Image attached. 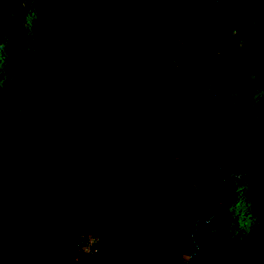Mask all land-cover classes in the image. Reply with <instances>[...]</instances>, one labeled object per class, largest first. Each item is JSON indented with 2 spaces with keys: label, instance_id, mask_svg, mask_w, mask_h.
<instances>
[{
  "label": "trees",
  "instance_id": "obj_1",
  "mask_svg": "<svg viewBox=\"0 0 264 264\" xmlns=\"http://www.w3.org/2000/svg\"><path fill=\"white\" fill-rule=\"evenodd\" d=\"M67 1L0 87V264H264V0Z\"/></svg>",
  "mask_w": 264,
  "mask_h": 264
},
{
  "label": "clouds",
  "instance_id": "obj_2",
  "mask_svg": "<svg viewBox=\"0 0 264 264\" xmlns=\"http://www.w3.org/2000/svg\"><path fill=\"white\" fill-rule=\"evenodd\" d=\"M69 5L67 0H21L16 20L0 21V62L6 69L0 87L23 85L22 73L49 59L51 46L69 30L63 15ZM36 49L41 59L35 58Z\"/></svg>",
  "mask_w": 264,
  "mask_h": 264
},
{
  "label": "rangeland",
  "instance_id": "obj_3",
  "mask_svg": "<svg viewBox=\"0 0 264 264\" xmlns=\"http://www.w3.org/2000/svg\"><path fill=\"white\" fill-rule=\"evenodd\" d=\"M98 241L99 240L97 237H92V236L81 237L80 249L83 252H89L90 250H93L97 247Z\"/></svg>",
  "mask_w": 264,
  "mask_h": 264
}]
</instances>
